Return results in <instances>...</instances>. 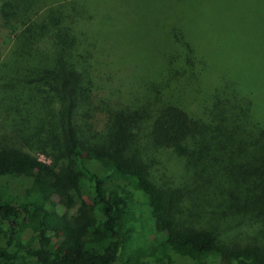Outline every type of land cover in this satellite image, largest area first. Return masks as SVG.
Returning a JSON list of instances; mask_svg holds the SVG:
<instances>
[{
  "label": "trees",
  "instance_id": "trees-1",
  "mask_svg": "<svg viewBox=\"0 0 264 264\" xmlns=\"http://www.w3.org/2000/svg\"><path fill=\"white\" fill-rule=\"evenodd\" d=\"M53 2L0 37V264H264V0H173L156 53Z\"/></svg>",
  "mask_w": 264,
  "mask_h": 264
},
{
  "label": "rangeland",
  "instance_id": "rangeland-1",
  "mask_svg": "<svg viewBox=\"0 0 264 264\" xmlns=\"http://www.w3.org/2000/svg\"><path fill=\"white\" fill-rule=\"evenodd\" d=\"M10 0H0V23L2 27H0V37L4 40L3 43L10 46L12 41L18 36L19 31L34 17H36L39 13L43 12L46 8H50L52 4H54L53 0H34L33 5L27 7L28 3L25 0H12L16 4V9L12 10L9 6H6ZM123 5L126 9H129L130 13L134 16H138V19L142 20V30L140 32V39L143 45L153 53H156L160 50L161 45V33L162 29L165 26V22L168 17L173 12L175 4L173 0H122ZM9 11L12 13V17L10 19V23L5 25L3 24V19L1 13L3 10ZM16 13L14 14V12ZM133 12V13H132ZM5 25V27H4ZM5 50V47L2 48V53ZM123 72L129 73L127 77H134L131 72H129V66L126 68H122ZM121 70V71H122ZM136 70H139L138 68ZM114 78L112 80H115ZM115 85H117L116 81H113ZM124 91V90H123ZM118 93V91H116ZM127 92H123L122 96H125ZM106 116L102 114H98L96 116L95 129L99 130L104 127V119ZM3 115L0 111V124L2 123ZM40 158L43 160L53 163L54 160L61 162L58 158L46 155L43 152H38ZM182 162H179L173 155L165 156L163 160V170L160 171V174L164 176L165 171L167 172L169 169L173 172H177ZM162 167V168H163ZM162 236V235H161ZM160 235H154L156 239L161 238ZM152 239H155V238Z\"/></svg>",
  "mask_w": 264,
  "mask_h": 264
}]
</instances>
